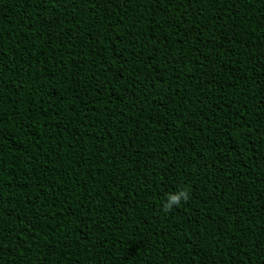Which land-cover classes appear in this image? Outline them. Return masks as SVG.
<instances>
[{"label": "trees", "instance_id": "obj_1", "mask_svg": "<svg viewBox=\"0 0 264 264\" xmlns=\"http://www.w3.org/2000/svg\"><path fill=\"white\" fill-rule=\"evenodd\" d=\"M0 264H264V0H0Z\"/></svg>", "mask_w": 264, "mask_h": 264}, {"label": "clouds", "instance_id": "obj_2", "mask_svg": "<svg viewBox=\"0 0 264 264\" xmlns=\"http://www.w3.org/2000/svg\"><path fill=\"white\" fill-rule=\"evenodd\" d=\"M189 199L190 192L183 188L167 193L162 201V211L168 213L174 208L181 206Z\"/></svg>", "mask_w": 264, "mask_h": 264}]
</instances>
